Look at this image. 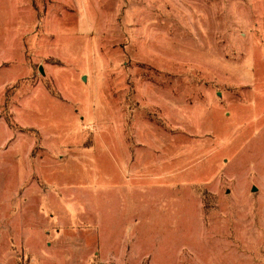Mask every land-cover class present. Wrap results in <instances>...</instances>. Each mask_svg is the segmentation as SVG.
I'll list each match as a JSON object with an SVG mask.
<instances>
[{
	"label": "rangeland",
	"instance_id": "1",
	"mask_svg": "<svg viewBox=\"0 0 264 264\" xmlns=\"http://www.w3.org/2000/svg\"><path fill=\"white\" fill-rule=\"evenodd\" d=\"M0 264H264V0H0Z\"/></svg>",
	"mask_w": 264,
	"mask_h": 264
},
{
	"label": "water",
	"instance_id": "2",
	"mask_svg": "<svg viewBox=\"0 0 264 264\" xmlns=\"http://www.w3.org/2000/svg\"><path fill=\"white\" fill-rule=\"evenodd\" d=\"M254 190H256V188H254Z\"/></svg>",
	"mask_w": 264,
	"mask_h": 264
}]
</instances>
